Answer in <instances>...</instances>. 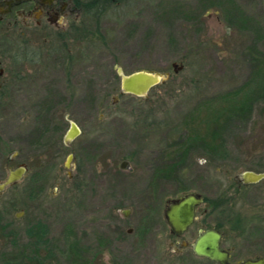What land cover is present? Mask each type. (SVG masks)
<instances>
[{
  "label": "rangeland",
  "instance_id": "obj_1",
  "mask_svg": "<svg viewBox=\"0 0 264 264\" xmlns=\"http://www.w3.org/2000/svg\"><path fill=\"white\" fill-rule=\"evenodd\" d=\"M106 5L92 17L73 4L61 27L10 29V54L25 38L35 62L26 81L11 67L0 99V183L23 168L0 191V264H217L191 248L208 227L233 263L264 256V179L236 178L264 171V76L248 56L264 54V0ZM119 68L168 76L137 97L120 93ZM248 82L254 105L224 129V148L193 142L177 158L188 128L203 127L199 109ZM70 121L80 134L65 144ZM187 192L205 201L174 235L164 207Z\"/></svg>",
  "mask_w": 264,
  "mask_h": 264
},
{
  "label": "water",
  "instance_id": "obj_2",
  "mask_svg": "<svg viewBox=\"0 0 264 264\" xmlns=\"http://www.w3.org/2000/svg\"><path fill=\"white\" fill-rule=\"evenodd\" d=\"M173 67H176L175 63H173ZM174 71H176L175 68ZM118 73L121 79L120 93L131 94L137 97H145L153 86L164 82L168 76V73L162 74L152 70H137L124 74L120 68L118 69ZM79 133V127L73 121H70L69 130L64 136V143L69 144ZM71 157V154L67 156L66 167H69ZM22 174V167L9 171L5 180L0 183V191L7 185L19 180ZM238 177L244 182H257L264 178V172L257 173L246 170L239 173ZM203 200L204 198L200 193L187 192L178 198L170 199L166 202L163 216L172 234L181 235L189 229L197 219L196 208L202 204ZM221 238L222 233L214 227L200 229L191 243L192 252L196 256L204 257L217 264H264V256L247 258L236 263L231 262L228 251L221 248ZM182 244H186V242L183 241Z\"/></svg>",
  "mask_w": 264,
  "mask_h": 264
},
{
  "label": "trees",
  "instance_id": "obj_3",
  "mask_svg": "<svg viewBox=\"0 0 264 264\" xmlns=\"http://www.w3.org/2000/svg\"><path fill=\"white\" fill-rule=\"evenodd\" d=\"M107 1L109 0H73V4L77 9H83L82 11L85 15L99 17L110 8L109 5H106ZM58 35L60 36L61 34ZM248 56L251 62L257 65L258 71L255 79H258L259 76H264V54L256 48L251 47L248 51ZM251 86L248 82L234 90L226 91L222 95H218L217 98H212L213 100L205 108L199 109V112L203 113L200 119L203 127L197 128L201 130L199 132L201 135L198 134L196 128H188L189 137L187 141L179 144L181 148L173 151V153H176L177 158L186 154L185 152L188 150L189 144L193 142L201 143L202 147L209 153H215L224 148L222 140L224 129L234 120H239L250 114L252 110L255 94L258 91ZM261 89L264 90V81L261 84ZM192 131H195L196 135L192 134Z\"/></svg>",
  "mask_w": 264,
  "mask_h": 264
},
{
  "label": "flooded vegetation",
  "instance_id": "obj_4",
  "mask_svg": "<svg viewBox=\"0 0 264 264\" xmlns=\"http://www.w3.org/2000/svg\"><path fill=\"white\" fill-rule=\"evenodd\" d=\"M73 10V0H0V99H3L7 92V77H9L10 75V72L12 70L11 67L13 69L14 67L16 68V70H12V72L15 73V76L22 78V81H26V73L28 72L27 67L32 66V62H35L34 58H27L24 53L25 49H23V45L25 44V38H21L23 43L21 44L22 46L20 49L21 55L20 53L10 54V29L18 26V28L20 29V36L24 35L26 27L30 25V23L27 22V19L29 18H32L34 20V24L37 29L44 26L45 24L61 27L60 24L62 23V21L66 19V17H68L73 12ZM70 154L73 157V154ZM124 164L125 163H123L122 166H124ZM236 178L237 181L241 183H255L244 182L238 177V175L236 176ZM203 198L204 202L205 197L203 196ZM218 230L221 232L220 229ZM220 245L222 249L228 251L230 255V261L232 262L230 250L222 246V238L220 241Z\"/></svg>",
  "mask_w": 264,
  "mask_h": 264
}]
</instances>
